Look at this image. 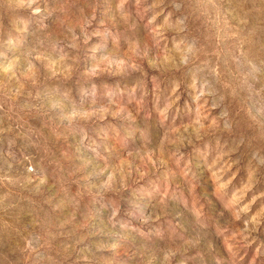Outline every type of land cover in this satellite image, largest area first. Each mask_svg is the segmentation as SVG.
<instances>
[{
  "label": "rangeland",
  "instance_id": "1",
  "mask_svg": "<svg viewBox=\"0 0 264 264\" xmlns=\"http://www.w3.org/2000/svg\"><path fill=\"white\" fill-rule=\"evenodd\" d=\"M0 264H264V0H0Z\"/></svg>",
  "mask_w": 264,
  "mask_h": 264
}]
</instances>
